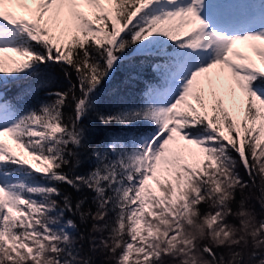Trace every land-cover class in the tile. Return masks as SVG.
Returning <instances> with one entry per match:
<instances>
[{
  "label": "snow or ice",
  "instance_id": "1",
  "mask_svg": "<svg viewBox=\"0 0 264 264\" xmlns=\"http://www.w3.org/2000/svg\"><path fill=\"white\" fill-rule=\"evenodd\" d=\"M137 62L140 102L102 111ZM97 256L264 264V0H0V264Z\"/></svg>",
  "mask_w": 264,
  "mask_h": 264
},
{
  "label": "trees",
  "instance_id": "2",
  "mask_svg": "<svg viewBox=\"0 0 264 264\" xmlns=\"http://www.w3.org/2000/svg\"><path fill=\"white\" fill-rule=\"evenodd\" d=\"M45 74L51 81L53 89L63 86V77L59 69L53 68L47 70ZM152 79L153 73L147 64H140L137 62L133 65H125L124 67L119 68L114 75L113 80L106 86L105 91L102 93L104 103L101 105V110L111 111L113 110L112 105L115 103H139L146 85L152 81ZM16 92L17 90L15 88L11 89L7 93L8 99L11 100L16 97ZM40 95L42 96L43 93ZM85 123L90 128V135L95 142L104 139L112 132L123 131L119 125H104L100 123L95 115L89 116ZM140 129L146 130L147 126L141 125ZM19 150L21 152L23 151L22 149ZM90 167L91 163L85 159L81 166V171H87ZM240 171L241 175H245L243 169H240ZM245 179H247L246 175ZM67 190L71 191V189ZM102 259V256H97V264H101Z\"/></svg>",
  "mask_w": 264,
  "mask_h": 264
},
{
  "label": "rangeland",
  "instance_id": "3",
  "mask_svg": "<svg viewBox=\"0 0 264 264\" xmlns=\"http://www.w3.org/2000/svg\"><path fill=\"white\" fill-rule=\"evenodd\" d=\"M17 151H20L19 149ZM21 152V151H20Z\"/></svg>",
  "mask_w": 264,
  "mask_h": 264
}]
</instances>
